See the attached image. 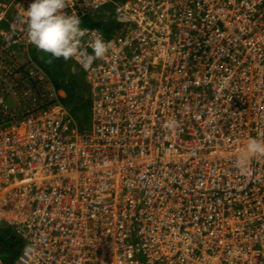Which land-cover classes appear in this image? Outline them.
<instances>
[{"label": "built area", "instance_id": "1", "mask_svg": "<svg viewBox=\"0 0 264 264\" xmlns=\"http://www.w3.org/2000/svg\"><path fill=\"white\" fill-rule=\"evenodd\" d=\"M0 0V223L12 264H264V0H70L111 4V48L90 69L78 130ZM91 54V48H87ZM174 118V131L164 122ZM0 264H2L0 262Z\"/></svg>", "mask_w": 264, "mask_h": 264}, {"label": "clouds", "instance_id": "2", "mask_svg": "<svg viewBox=\"0 0 264 264\" xmlns=\"http://www.w3.org/2000/svg\"><path fill=\"white\" fill-rule=\"evenodd\" d=\"M70 0H32L21 14V22L27 26V39L38 50L51 55L54 59L65 61L74 58L83 69L91 68L93 62L103 59L108 54L111 44L102 35L93 33L87 42L82 38L89 35L87 28L81 27V20L76 13L66 14L63 9L69 7ZM87 48H91L89 54ZM51 63L52 60H48ZM179 122L169 118L164 128L174 131ZM264 157V140L249 138L235 164L241 174L246 175L252 159Z\"/></svg>", "mask_w": 264, "mask_h": 264}, {"label": "trees", "instance_id": "3", "mask_svg": "<svg viewBox=\"0 0 264 264\" xmlns=\"http://www.w3.org/2000/svg\"><path fill=\"white\" fill-rule=\"evenodd\" d=\"M115 1V0H113ZM81 26L94 27L101 30L106 36L112 34L117 26L113 23L111 4L96 9L81 20ZM31 57L48 74L56 88L64 92L63 102L72 115L78 130L86 129L89 123V86L82 69L72 58L65 61L63 58L54 59L50 54L30 48ZM52 60L48 63V60ZM22 249V242L2 224L0 226V262L12 264Z\"/></svg>", "mask_w": 264, "mask_h": 264}, {"label": "rangeland", "instance_id": "4", "mask_svg": "<svg viewBox=\"0 0 264 264\" xmlns=\"http://www.w3.org/2000/svg\"><path fill=\"white\" fill-rule=\"evenodd\" d=\"M30 55H31V53H30ZM3 223H0V226L2 225Z\"/></svg>", "mask_w": 264, "mask_h": 264}]
</instances>
